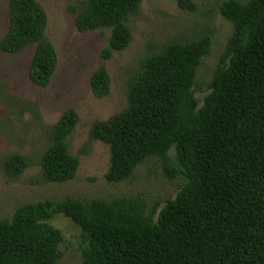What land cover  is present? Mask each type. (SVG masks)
I'll list each match as a JSON object with an SVG mask.
<instances>
[{
  "label": "trees",
  "instance_id": "obj_1",
  "mask_svg": "<svg viewBox=\"0 0 264 264\" xmlns=\"http://www.w3.org/2000/svg\"><path fill=\"white\" fill-rule=\"evenodd\" d=\"M195 12V0H178ZM143 0H78L69 6L81 32L110 29L104 59L133 40L129 26ZM221 14L233 24L211 83L201 102L197 73L210 53L207 29L193 39H172L147 53L128 84V104L107 120H97L87 146L109 145L110 182L130 179L149 158H158L169 178H183L181 190L147 208L142 195L111 199L67 197L19 206L0 219V264H62L64 239L50 221L71 218L83 232V264H264V0H225ZM10 26L0 50L17 54L36 43L29 76L48 86L58 66L47 36L48 13L38 0H9ZM106 65L91 78L98 97L110 93ZM67 109L49 133L41 157L48 182L77 175L80 158L70 152L78 122ZM174 150L173 153L171 151ZM30 157L10 154L7 175L18 178Z\"/></svg>",
  "mask_w": 264,
  "mask_h": 264
},
{
  "label": "rangeland",
  "instance_id": "obj_2",
  "mask_svg": "<svg viewBox=\"0 0 264 264\" xmlns=\"http://www.w3.org/2000/svg\"><path fill=\"white\" fill-rule=\"evenodd\" d=\"M38 1L48 13L46 33L56 47L58 66L50 84L39 86L29 76L36 43L17 54L0 50V219L11 218L23 204L46 199H111L121 195H142L148 209L159 206L157 219L167 201L177 196L184 179L169 178L160 160L153 157L141 163L130 179L108 181L110 147L102 141L87 146L90 130L95 121L107 120L127 106L129 81L147 53L169 40L193 39L209 29L211 50L197 73L196 95L203 102L233 33V24L219 10L225 0H195L199 6L195 12L182 9L178 0H143L140 13L129 21L131 44L109 59H104L101 51L111 30L79 31L68 9L78 0ZM8 3L0 0V38L10 26ZM103 64L111 78L110 93L98 97L91 78ZM69 108L76 109L80 117L70 137V152L80 158V166L74 179L48 182L40 160L50 144L51 127ZM16 152L30 157V166L18 178L7 175L4 168L5 159ZM50 223L64 236L62 264H83L87 242L82 229L64 214H55Z\"/></svg>",
  "mask_w": 264,
  "mask_h": 264
}]
</instances>
